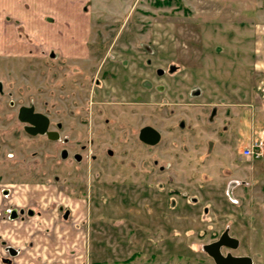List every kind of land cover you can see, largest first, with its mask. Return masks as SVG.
<instances>
[{
    "label": "rangeland",
    "instance_id": "rangeland-1",
    "mask_svg": "<svg viewBox=\"0 0 264 264\" xmlns=\"http://www.w3.org/2000/svg\"><path fill=\"white\" fill-rule=\"evenodd\" d=\"M82 3L85 37L52 48L0 16V189L23 184L36 210H56L46 222L71 228L67 255L80 231L76 264H214L204 247L224 230L234 255L264 264V158L244 170L228 148L264 139V0ZM22 106L60 140L26 133ZM145 126L157 145L139 140Z\"/></svg>",
    "mask_w": 264,
    "mask_h": 264
},
{
    "label": "crops",
    "instance_id": "crops-1",
    "mask_svg": "<svg viewBox=\"0 0 264 264\" xmlns=\"http://www.w3.org/2000/svg\"><path fill=\"white\" fill-rule=\"evenodd\" d=\"M82 7H84L82 0H0V16L6 14L7 16L21 17V20L25 23L27 36L33 39L41 40V43L43 42L52 48L53 46L48 43V40H53V37L58 38L62 36L63 38H67L66 40L71 39L70 37L72 36H78L81 37V39L85 37L82 35V30L87 32V30L91 27V21L86 18L90 15V13L84 15ZM47 16H52L54 18L53 22H49ZM1 19L2 18L0 17V25L2 24ZM8 32H11L10 29ZM0 35H2V38L6 37V34L3 32H1ZM81 39H78L79 44H81ZM69 42L71 46L74 45V49H70L68 47L66 49L64 48V50L61 49L62 52L64 54L78 53V50H80L82 46L78 45L75 41ZM55 46L57 47L56 44ZM257 98L259 101L264 102V98H260V96ZM260 106L264 109V105ZM248 145L243 148L238 146L237 143H234V146H230L228 148L234 152L238 151L240 159L243 158L247 162L248 165L244 168V170H247V168L253 170L252 164L255 159L243 156V150ZM234 167L237 168L236 172L239 171L240 175L243 174L242 177L246 176V173L243 171V167L240 165H235ZM240 182H244V185L248 184L245 180H241ZM26 191L27 192L25 194H22L26 196L28 200H34L35 202L41 203L42 206V197H36L35 199L33 194L28 192L27 189ZM47 211V208L41 207L42 213L39 214V216H35L32 220V226H28L26 229L20 227L19 223L17 226L14 224L12 225L11 228L14 229L18 235H20L16 237L18 240L17 246H27L28 249L26 256L28 259L33 261L38 259L40 260V263L76 264L77 259V262L80 263V258L82 256L80 253L82 246L81 232H74L77 235L74 238V242L70 244L72 247L78 248H76V253L67 255V246L69 245L63 237L68 231L70 232L71 228L67 229V227H64L62 224H58V222L55 224L58 220L56 210L52 211L50 218L46 217L50 214V211ZM52 216H54V219H57L54 224H51L50 222ZM35 219H39L38 222H35ZM46 220H50V223H47ZM31 242L32 246L30 245Z\"/></svg>",
    "mask_w": 264,
    "mask_h": 264
},
{
    "label": "flooded vegetation",
    "instance_id": "flooded-vegetation-1",
    "mask_svg": "<svg viewBox=\"0 0 264 264\" xmlns=\"http://www.w3.org/2000/svg\"><path fill=\"white\" fill-rule=\"evenodd\" d=\"M159 71L160 70H158V73H159ZM27 107H32V106H27ZM20 108H19V110H20ZM34 110H35V112L42 113V112L36 111V109H34ZM18 114H19V111H18ZM42 114L47 116L45 113H42ZM18 120H19V118H18ZM23 124H24V130H25V128H26V126H28V124L27 123H23ZM50 126H51V120L49 118L48 132H51V134L50 135L49 134H37V135L45 136L46 138H48L50 140H54V141L60 140L59 130L50 129ZM60 128L61 127H59L58 129H60ZM139 133H140V131H139ZM37 135H32V136H37ZM138 137H139V135H138ZM65 140H64V142L67 143V140L66 141ZM148 146H150V145H148ZM60 156L64 160H67L68 156H69L68 150L62 149V151L60 152ZM74 157L76 159L78 158L77 155H75ZM239 185H244V182L241 183L240 181H236V180L230 182L231 188H234V187L239 186ZM22 186L25 187V185H23V184L19 185L20 188ZM27 186L30 187V185H26V187ZM17 187L18 186L11 185L7 188L0 189V264H47V263H40V260H38V259H35V261L28 259V257L26 256L28 247L23 246V245L17 246L18 240L16 239V237L20 236V235H18L17 232H15L14 229L11 228L12 225L14 224L15 226H17V224L19 223L20 227H23L24 229H26L28 226H32V220L35 218V216H39V214L42 213L41 210L38 211L32 206L36 202L34 200H28L27 197L24 196L18 189H15ZM29 189L30 188L27 187V190H29ZM230 192H232V190H230ZM20 194H22V195H20ZM59 210L62 212V216H63L64 220L68 219L69 216L72 215L71 208H69V206H66V205L60 206ZM225 232H228V230H224L222 233H220V235L217 237V239H215L210 244L219 240L220 237ZM228 234L230 237L234 238L232 235H230L229 232H228ZM228 244H229V242H228ZM30 245L32 246V242ZM238 246H239V243H238ZM205 247H204V250H205ZM223 249H225L226 251L224 252ZM235 249H237V248H231L230 246H222L220 248V251L224 256H227L229 254L233 255V256H238V257L245 256V255H242V256L241 255H234L232 252ZM207 254H208V252H207ZM208 256L210 258H212L209 254H208ZM212 260H213V258H212ZM213 263L216 264L214 260H213Z\"/></svg>",
    "mask_w": 264,
    "mask_h": 264
},
{
    "label": "water",
    "instance_id": "water-1",
    "mask_svg": "<svg viewBox=\"0 0 264 264\" xmlns=\"http://www.w3.org/2000/svg\"><path fill=\"white\" fill-rule=\"evenodd\" d=\"M163 71L160 70L159 74ZM35 108L22 106L19 110L18 118L22 123H27L25 131L30 135L37 134H51L48 132L49 118L42 113L35 112ZM139 139L150 146L157 145L161 140V134L152 126H145L140 130ZM229 242V244H228ZM239 241L229 236L228 232H225L219 240L209 244L205 247V250L213 258L216 264H253L251 257L243 256H224L220 248L222 246H230L231 248H237Z\"/></svg>",
    "mask_w": 264,
    "mask_h": 264
},
{
    "label": "built area",
    "instance_id": "built-area-1",
    "mask_svg": "<svg viewBox=\"0 0 264 264\" xmlns=\"http://www.w3.org/2000/svg\"><path fill=\"white\" fill-rule=\"evenodd\" d=\"M262 85H264V82ZM258 89L261 88L258 86L257 90ZM243 156L255 160L264 158V139L252 140L251 143L243 150Z\"/></svg>",
    "mask_w": 264,
    "mask_h": 264
}]
</instances>
